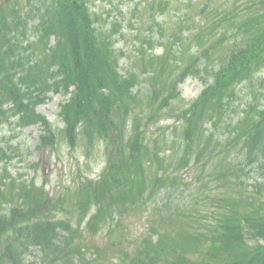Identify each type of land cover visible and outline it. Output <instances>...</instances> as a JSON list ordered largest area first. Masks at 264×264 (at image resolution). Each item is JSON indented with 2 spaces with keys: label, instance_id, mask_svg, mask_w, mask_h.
Segmentation results:
<instances>
[{
  "label": "trees",
  "instance_id": "16d2710c",
  "mask_svg": "<svg viewBox=\"0 0 264 264\" xmlns=\"http://www.w3.org/2000/svg\"><path fill=\"white\" fill-rule=\"evenodd\" d=\"M211 2L180 3L177 38L143 56L141 90L88 0L1 1L0 124L41 123L54 146L38 107L61 93L64 138L101 142L106 165L55 195L0 164V264H24L33 248L39 264H264V100L236 105L264 69V0ZM205 74L202 93L177 104L178 84ZM171 117L177 136L160 143L149 130ZM131 216L145 228L124 244Z\"/></svg>",
  "mask_w": 264,
  "mask_h": 264
},
{
  "label": "rangeland",
  "instance_id": "374dc122",
  "mask_svg": "<svg viewBox=\"0 0 264 264\" xmlns=\"http://www.w3.org/2000/svg\"><path fill=\"white\" fill-rule=\"evenodd\" d=\"M152 1L88 0L96 24L112 30L116 35L115 46L124 53L120 61L122 73L137 72L143 76L142 83L138 87L141 90L148 84L144 76L149 71L143 66L146 63L143 56L147 53L157 58L164 51V46L160 44V41L164 40L169 48L177 38H173L172 34L179 33L178 25L182 13L178 10L180 3L187 6L189 3H204L206 0H171L166 10L164 7L160 10L157 5L152 10L150 6ZM213 2L214 0L211 4ZM204 77L201 79L186 76L178 84L181 98L176 103L185 106L193 102V99L204 90L205 83L212 81L209 75L205 74ZM262 82H264V69L260 71L253 87L251 84L244 85L241 92L243 99L239 100L236 105H243L246 101H250L253 93H256L259 100H264L261 94L262 91L264 93ZM49 94L50 97L39 105L38 111L51 121L53 135L49 132L47 136L56 139V144L54 146H50L49 142L42 144L41 136L47 131L41 123L22 127L17 125L16 117L11 118V121L4 120L0 124V147L5 149L8 157L0 164L1 168L7 169L8 174L16 183L33 180L37 185H45L49 193L59 195L64 189L73 187L86 177L91 179L99 177L106 165V158L104 146L99 141H96L89 149L84 146L83 142L76 148L69 145L63 135L64 123L59 114L61 103L67 98L61 93ZM138 111L137 109L136 112ZM177 124L175 117L163 118L152 126L149 134L159 138L160 143L166 139L173 142L177 136ZM80 138L82 141L81 136ZM167 146L171 147L169 144ZM126 222L128 228L124 244L130 241L129 238L134 239L135 235L145 228L141 216H131ZM105 232L106 230L100 232L97 240L103 241ZM116 239L119 238L116 237ZM39 263L38 250L33 248V252L24 264Z\"/></svg>",
  "mask_w": 264,
  "mask_h": 264
}]
</instances>
